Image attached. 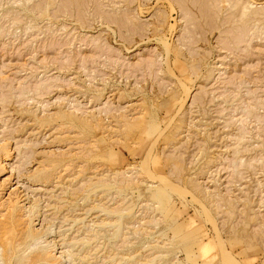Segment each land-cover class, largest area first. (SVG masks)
Returning <instances> with one entry per match:
<instances>
[{"label": "rangeland", "instance_id": "rangeland-1", "mask_svg": "<svg viewBox=\"0 0 264 264\" xmlns=\"http://www.w3.org/2000/svg\"><path fill=\"white\" fill-rule=\"evenodd\" d=\"M0 221V264H264V0H0Z\"/></svg>", "mask_w": 264, "mask_h": 264}, {"label": "bare ground", "instance_id": "bare-ground-1", "mask_svg": "<svg viewBox=\"0 0 264 264\" xmlns=\"http://www.w3.org/2000/svg\"><path fill=\"white\" fill-rule=\"evenodd\" d=\"M203 1H204V0H203ZM201 5H202V4H201ZM207 8H208V6H207ZM207 8H206L205 10H207ZM211 23H212V22H211ZM10 141H11V140H10ZM19 145H20V144H19ZM7 154H8V152H7ZM1 167H2V165H1ZM156 192H157V199H163L164 197L166 198V196H167L166 193H164V191H162V190H161V191L157 190ZM156 192H155V193H156ZM155 197H156V196H155ZM163 203H164V202H163ZM14 210H15V209H14ZM8 212H9V210H8ZM13 212H14V211H13ZM5 213H7V212H5ZM15 213H16V212H15ZM126 213H127V212H126ZM129 213H130V212H129ZM12 214H13V213H12ZM8 215H9V214H8ZM3 216H5L4 213H3ZM14 216H15V215H14ZM10 218H11V217H10ZM0 222H1V221H0ZM8 222H9V220H8ZM11 222H12V221H11ZM81 222H82V221H81ZM6 223H7V222H6ZM121 224H122V223H121ZM3 226H4V225H3ZM120 226H121V225H120ZM3 228H4V227H3ZM3 228H2V229H3ZM7 228H8V227H7ZM8 230H9V229H8ZM10 230H11V229H10ZM2 232H3V231H2ZM10 236H11V235H10ZM12 236H13V235H12ZM30 236H31V234H30ZM3 237H4V236H3ZM1 238H2V237H1ZM30 238H31V237H30ZM5 240H6V238H5ZM7 241H8V240H7ZM4 243L7 244V242H5V241H4ZM4 245H5V244H4ZM7 245H8V244H7ZM13 245H14V244H13ZM9 246H10V245H8V247H9ZM2 247H3V246H2ZM8 247H7V248H8ZM13 247H14V246H13ZM5 249H6V248H5ZM3 250H4V249H3ZM7 250H8V249H6V251H7ZM9 250H10V249H9ZM9 250H8V251H9ZM17 250H18V249H16V251H17ZM8 251H7V252H8ZM44 252H45V251H44ZM8 254H9V253H8ZM39 254H40V253H39ZM9 256H10V255H9ZM40 256H41V255H40ZM48 257H49V256H48ZM48 257H46V258H48ZM39 258H40V257H39ZM42 258H43V257H42ZM46 258H44V259H46ZM49 258H50V257H49ZM51 258H52V257H51ZM0 259H2V258H0ZM13 259H14V258H13ZM22 259H23V258H22ZM6 260H7V259H6ZM26 261H28V260H26ZM49 261H50V260H49ZM43 262H44V261H43ZM42 264H43V263H42ZM45 264H46V263H45Z\"/></svg>", "mask_w": 264, "mask_h": 264}]
</instances>
